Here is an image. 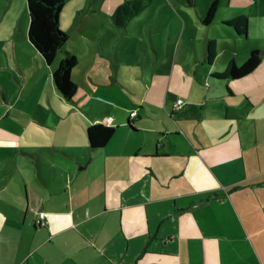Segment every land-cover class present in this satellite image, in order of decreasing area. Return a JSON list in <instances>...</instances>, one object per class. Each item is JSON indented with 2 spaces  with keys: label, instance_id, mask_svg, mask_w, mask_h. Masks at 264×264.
Masks as SVG:
<instances>
[{
  "label": "crops",
  "instance_id": "crops-1",
  "mask_svg": "<svg viewBox=\"0 0 264 264\" xmlns=\"http://www.w3.org/2000/svg\"><path fill=\"white\" fill-rule=\"evenodd\" d=\"M5 1V16L26 10V0ZM91 3L82 0L83 14L73 24L96 32L94 41L89 35L81 41L85 62L71 73L79 84L73 100L55 85L64 59L59 52L52 63L32 52L25 13L14 40L23 56L36 60L39 86L38 99L18 112L24 122L11 117L15 106L7 111L0 105V264H264V49L250 74H215L216 65L243 64L264 45L255 38L243 45L239 36L249 40L248 32L229 31L235 46L218 49L216 43L209 63L212 36L202 48L183 39L180 57L174 54L160 70L165 53L153 40L143 41L137 62L124 57V32H137L113 19L125 2L103 0V25L88 16L101 11ZM61 21L62 15V27ZM9 71L0 61V97H9ZM54 97L71 104L64 109ZM118 97L130 98L142 112ZM5 117L16 127L6 128ZM98 123L115 133L93 149L87 128ZM41 212L45 225L38 223Z\"/></svg>",
  "mask_w": 264,
  "mask_h": 264
},
{
  "label": "rangeland",
  "instance_id": "rangeland-1",
  "mask_svg": "<svg viewBox=\"0 0 264 264\" xmlns=\"http://www.w3.org/2000/svg\"><path fill=\"white\" fill-rule=\"evenodd\" d=\"M27 1V0H26ZM67 1V0H66ZM90 1V0H88ZM123 2H129V0H121ZM140 4L143 5L142 9L138 14H135L128 20L127 26L130 28L135 29L137 32L129 34L124 32L125 38H123V43H125L126 50L124 51V57L132 59L137 62V57H142V43L143 41H146L150 45L152 44L151 41L156 43L157 49L161 52L165 53L164 58L160 59L159 67L160 70L163 69V67H166L167 61L169 59H172L174 57V54L178 57L180 53V47L177 50L178 44L180 40H187L190 41V43L195 44L197 46L200 45V48L204 45V42L206 41L207 36H212V38L215 39L217 43V48L220 49L221 44L223 43L225 48L233 47L235 46L234 38L232 34L229 31L234 32L236 35H238L236 29L233 26L228 25L227 23L222 22L223 19L222 16L228 17L227 19L237 15V14H246L250 19V25H249V31H248V37L251 36L250 39L245 40L243 37H240L241 44L245 45L255 38L258 43L261 45H264V42L262 41L264 37V0H257V5L252 8L251 0H219L215 19L207 25L208 27H205L204 24V14L208 9L210 8L212 2L214 0H136ZM76 2H79L77 6L80 12L75 13V9L73 8L74 5H76ZM7 2L5 0H0V61L5 63L8 68L9 72L12 76V79L9 84H7V90L5 91V94L9 97H6L5 95L1 94L0 97V105H4L6 110L8 111L9 108L14 107L13 111H11V117L16 118L19 122H24L25 119L21 118L20 114L18 113L20 111V108H30L38 99V86L39 81L36 76V68L35 65L36 60H33L30 58V54L28 53L27 56H23L22 49L19 48L17 43H14V40H16L17 34L21 33V30L19 27L22 28L23 31V15L26 14V18H29V25H30V13L28 10V7H26V10H24V13H17L14 17H9L8 15L5 16L6 13L3 11V5H5ZM93 3H97V5H100L101 11L94 12V13H88V16H94L98 18L99 24L103 25L105 22L106 13H104V8L101 3H103V0H93ZM91 3V5L93 4ZM64 9L62 11V27L64 30L66 29L67 33L69 34V39L63 46V48L59 51L60 56L62 58H66V55L63 53V50H68L70 52L74 51L75 56L78 59L79 62H85L84 59L80 58L79 50L82 49L81 41L84 40L85 35H89L90 39L92 41L95 40L96 32L95 30H88L84 28V24H78L76 26H73V24L76 22V19L82 15V0H69L68 3L65 4ZM90 5V3H89ZM260 5V6H259ZM27 6V5H26ZM130 7L132 8V5L130 4ZM89 8V6H88ZM27 11V13H26ZM78 11V10H76ZM234 14V15H233ZM76 15V16H75ZM81 21V19H80ZM16 25L15 33H12V28L14 24ZM22 25V26H19ZM117 28H120V26H115ZM70 28V29H69ZM89 28V27H88ZM29 29V26H28ZM69 29V30H68ZM91 29V28H89ZM105 30V28H102ZM101 29V30H102ZM125 29V27H123ZM102 30V31H103ZM153 30V34H152ZM100 32V34L102 33ZM125 31V30H123ZM108 36L112 37L115 34V31L108 32ZM221 34V35H220ZM180 35V36H179ZM27 42H29V46L31 47L32 52L38 56L39 59H41L42 54L36 49V47L31 43L28 36V30H27ZM18 40V38H17ZM16 40V41H17ZM14 46H16L17 53L14 49ZM21 48H25L24 45L21 46ZM260 50L264 49V46L259 48ZM58 56V54H57ZM43 57V56H42ZM57 60V57L55 58L54 62ZM221 60V58H220ZM34 63V65H33ZM126 64H129V61H125ZM237 67L241 68L243 64H241L239 61L236 62ZM21 64H24V66H21ZM141 66V64H140ZM104 70V72L108 75L107 69L105 66H101ZM217 69L216 72L222 73L226 71L225 69H222L219 64L216 65ZM21 68L24 71V68L26 70L24 71L23 76L21 74ZM142 68V67H141ZM126 70L129 72H132V69L130 67H126ZM16 72V73H15ZM73 79V78H72ZM23 80L25 81L24 85L22 86V89H27L28 99L25 98L24 95H22L21 90V84H23ZM76 81V80H74ZM142 82V81H141ZM144 84V83H143ZM3 85V84H2ZM79 86V84H78ZM47 90V89H46ZM47 94L50 93L49 90L46 91ZM129 96L131 95L130 91L127 90V93ZM119 100H121L123 103H127L131 108L137 109L140 112L141 109L138 106H133L132 101L130 98H121L118 97ZM62 99H58L54 97V101L56 104H59V102H62V106L65 107L70 105L71 103L64 101H60ZM94 104V103H93ZM92 105V104H91ZM129 110V109H128ZM1 111V108H0ZM17 111V112H15ZM15 112V113H13ZM41 114L38 113L35 115L36 118H40ZM49 115H44L43 120H57L49 119L47 118ZM71 115L66 116L63 120H69ZM2 124L6 128H15L16 123L8 117H5L2 119Z\"/></svg>",
  "mask_w": 264,
  "mask_h": 264
},
{
  "label": "trees",
  "instance_id": "trees-1",
  "mask_svg": "<svg viewBox=\"0 0 264 264\" xmlns=\"http://www.w3.org/2000/svg\"><path fill=\"white\" fill-rule=\"evenodd\" d=\"M66 0H27L30 13V25L28 36L31 43L42 54L47 63H52L59 50L69 39V34L60 25L61 13ZM219 0H214L208 9L204 22L210 24L216 14ZM132 5V8L130 7ZM143 5L136 0H129L117 8L113 19L119 25H125L135 14L139 13ZM225 23L233 26L240 34H247L249 18L247 15H239ZM217 55L216 41L210 40L206 48V60L212 63ZM261 61V50L251 51L247 60L241 68L231 61L225 72L215 74L219 77L240 78L255 70ZM78 59L75 55L68 53L58 65L54 72V81L62 96L70 101L77 92V83L72 79L71 73L77 65ZM115 133V127L102 123L90 125L87 128L89 146L93 149L104 147Z\"/></svg>",
  "mask_w": 264,
  "mask_h": 264
},
{
  "label": "built area",
  "instance_id": "built-area-1",
  "mask_svg": "<svg viewBox=\"0 0 264 264\" xmlns=\"http://www.w3.org/2000/svg\"><path fill=\"white\" fill-rule=\"evenodd\" d=\"M182 103H183V99H179V100L177 101L176 108H179L180 105H181ZM135 113H136V112H131V116H134ZM111 120H112V117H108V118L106 119V123H110ZM38 223H39L40 225H45V224L48 223L47 220H46V218H45V213H44V212H41V213H40V219L38 220Z\"/></svg>",
  "mask_w": 264,
  "mask_h": 264
}]
</instances>
